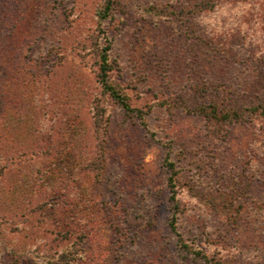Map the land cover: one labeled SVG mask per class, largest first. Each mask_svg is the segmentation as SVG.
<instances>
[{
    "label": "rangeland",
    "instance_id": "1",
    "mask_svg": "<svg viewBox=\"0 0 264 264\" xmlns=\"http://www.w3.org/2000/svg\"><path fill=\"white\" fill-rule=\"evenodd\" d=\"M248 1L195 13L193 0H118L102 33V0H0V264H54L72 242L81 255L65 264H205L170 230L167 152L185 242L264 264V118L213 127L180 107L248 81L264 0ZM103 34L145 127L101 95ZM96 103L110 117L104 152ZM224 189L226 214L204 203Z\"/></svg>",
    "mask_w": 264,
    "mask_h": 264
},
{
    "label": "trees",
    "instance_id": "2",
    "mask_svg": "<svg viewBox=\"0 0 264 264\" xmlns=\"http://www.w3.org/2000/svg\"><path fill=\"white\" fill-rule=\"evenodd\" d=\"M118 0H102L101 5L96 10L97 24L100 32L104 33L102 25L104 21L109 19L114 10L115 5ZM193 11L195 13H200L205 10H210L214 8L221 1H239L247 2L248 0H193ZM250 0L248 1V3ZM111 47V41L103 34V43L98 50L97 59V72L96 78L100 86L101 95L112 101L114 104L118 105L125 113L127 118L131 120H136L139 125L145 127L146 123L144 120L145 111L133 106L130 102V97L125 89L114 79L111 78L110 73L112 70V65L109 61V49ZM247 68L249 70V79L245 83L242 89H230L228 91L223 90V88H214L206 95H196L195 98L189 103H182L180 107L186 112H190L200 117L212 125L213 127L222 126L224 124H231L233 122H247L253 117L264 118V52H255L247 57ZM194 97V96H193ZM96 110L94 113V122L97 127H104L101 132L97 134V138L100 142L101 151H105V139H106V129L109 127V116L106 115L104 107H100L96 103ZM100 107V108H98ZM98 158L93 157V160L89 161L86 166L99 165L96 162ZM163 165L166 167L167 185L169 189V200L171 202V211L168 224L170 230L175 234L177 242L180 247L188 253H192L194 256L200 257L205 264H228L222 258H217L212 255H208L205 251L199 248H194L181 236L178 230L179 216L182 213L179 199L177 198L179 181L181 180V173L177 167L175 161L171 158L169 152H167L163 157ZM183 184L187 185V190L192 195L202 197L193 188V186L188 185L187 181ZM231 189V188H230ZM228 195V191L218 190L217 197L219 201H216L212 196H209L208 205H211L217 211L226 214V209L228 205L225 203V198ZM227 205V206H226ZM227 207V208H226ZM236 221V218H230ZM64 235H61V239ZM68 237H65L66 239ZM77 247L72 242L70 247L67 249L62 248L61 252L55 257L54 264H65L70 262H76L81 254H76Z\"/></svg>",
    "mask_w": 264,
    "mask_h": 264
}]
</instances>
